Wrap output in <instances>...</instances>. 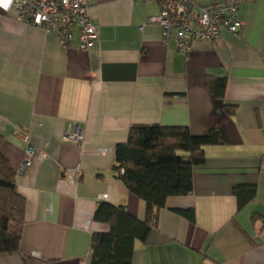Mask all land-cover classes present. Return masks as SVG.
Masks as SVG:
<instances>
[{"label": "crops", "instance_id": "obj_1", "mask_svg": "<svg viewBox=\"0 0 264 264\" xmlns=\"http://www.w3.org/2000/svg\"><path fill=\"white\" fill-rule=\"evenodd\" d=\"M237 1L238 33L195 41L187 57L148 21L159 12L154 3L91 0L98 38L82 51L77 34L66 47L22 20L12 0L0 2V151L26 199L19 249L0 253V264H91L93 233L110 229L94 220L101 201L145 219L146 202L113 170L115 147L135 124L188 126L195 135L220 124L229 142L206 147L192 193L167 198L147 239L135 242L132 264H264V0ZM209 75L227 77L224 100L207 88ZM225 103L236 105L233 115ZM25 136L49 157L22 171ZM76 166L72 186L65 176ZM238 184L257 186L242 210Z\"/></svg>", "mask_w": 264, "mask_h": 264}, {"label": "trees", "instance_id": "obj_2", "mask_svg": "<svg viewBox=\"0 0 264 264\" xmlns=\"http://www.w3.org/2000/svg\"><path fill=\"white\" fill-rule=\"evenodd\" d=\"M227 82L225 76L209 75L206 85L217 99L224 100ZM223 107L229 115L236 111V105L225 103ZM3 140L0 133V146ZM228 142L220 124L203 135H195L182 125H132L128 140L115 147L113 170L131 192L146 202V217L136 218L123 204L99 202L94 220L108 223L110 229L93 233L91 264H132L135 242L147 239L167 198L192 193L193 169L205 163L206 147ZM16 176L0 151V253L18 251L23 232L26 199L16 189ZM233 193L238 210H242L255 199L257 186L238 184ZM179 212L194 220L193 210Z\"/></svg>", "mask_w": 264, "mask_h": 264}, {"label": "built area", "instance_id": "obj_3", "mask_svg": "<svg viewBox=\"0 0 264 264\" xmlns=\"http://www.w3.org/2000/svg\"><path fill=\"white\" fill-rule=\"evenodd\" d=\"M91 0H12V8L26 23L42 27L46 33L55 32L64 46H69L78 35V47L88 51L97 40L98 32L89 12ZM154 3L159 12L148 17V21L160 25L162 40H174L178 52L189 56L195 41H214L223 30L238 33L243 26L239 17V2L232 0L223 3L200 5L197 0H136ZM28 142L22 171L49 157L44 150ZM81 136L66 133L64 139L80 142ZM100 153L108 151L99 147ZM80 167L68 169L66 181L75 186L79 181ZM88 226V225H87ZM33 255L39 256L37 251ZM81 264H86L82 261Z\"/></svg>", "mask_w": 264, "mask_h": 264}, {"label": "snow or ice", "instance_id": "obj_4", "mask_svg": "<svg viewBox=\"0 0 264 264\" xmlns=\"http://www.w3.org/2000/svg\"><path fill=\"white\" fill-rule=\"evenodd\" d=\"M0 2H2V0H0Z\"/></svg>", "mask_w": 264, "mask_h": 264}]
</instances>
